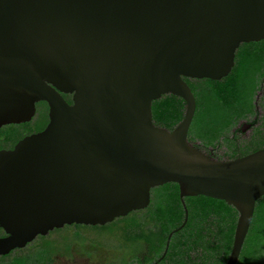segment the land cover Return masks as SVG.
<instances>
[{"label":"water","instance_id":"95a60500","mask_svg":"<svg viewBox=\"0 0 264 264\" xmlns=\"http://www.w3.org/2000/svg\"><path fill=\"white\" fill-rule=\"evenodd\" d=\"M262 39L264 0H0V126L48 106L42 130L0 150V256L144 209L172 182L184 222L188 196L237 211L225 262L236 264L264 195V147L218 159L192 143L184 78L221 79L240 44ZM167 94L184 101L171 129L151 110Z\"/></svg>","mask_w":264,"mask_h":264},{"label":"trees","instance_id":"16d2710c","mask_svg":"<svg viewBox=\"0 0 264 264\" xmlns=\"http://www.w3.org/2000/svg\"><path fill=\"white\" fill-rule=\"evenodd\" d=\"M184 79L196 101L188 131L191 142L198 141L200 148L226 145L225 155L229 158L264 147V39L240 44L234 66L221 79ZM63 96L67 98V95ZM258 108L262 109L260 115ZM151 110L156 125L171 129L183 116L184 101L172 94L163 95L152 101ZM45 120L40 119L37 126L41 128ZM242 120L251 121L252 127L259 125L253 127L250 138L237 142L241 128L236 125ZM19 126H7L11 136L17 135ZM184 201L188 212L185 222L178 185L169 182L153 188L145 210L132 211L102 226L65 225L62 231L81 232L86 228L101 231L109 227L112 234H117V238H123L128 244L140 243L139 248L133 245L134 250L126 264L132 260L138 264L155 261L164 264H225L232 245L237 211L224 200L203 195L188 196ZM170 232L173 233L166 248ZM39 249L43 258H50L55 244L43 239ZM136 249L143 250L141 256L134 253ZM11 253L0 256V264H26L29 261L24 255L11 256ZM236 264H264V195L256 201L253 219Z\"/></svg>","mask_w":264,"mask_h":264},{"label":"rangeland","instance_id":"374dc122","mask_svg":"<svg viewBox=\"0 0 264 264\" xmlns=\"http://www.w3.org/2000/svg\"><path fill=\"white\" fill-rule=\"evenodd\" d=\"M257 112L259 115L262 114V109L258 108ZM246 123H248V120H242L236 125V128H241ZM257 125L259 123L255 126ZM253 127H244L242 131H239L236 141L250 138ZM193 143L200 144L198 141H193ZM226 147V145H217L205 149L211 151L213 153L211 155L218 159H228L229 157L225 155ZM63 229L65 227L59 230L54 229L43 238L51 240V243L56 242L59 244V250L55 249L50 255L49 264H126V260L131 251L134 250V246L135 248L140 246V243L133 244V246L125 242L123 238H117V234H112L113 232L109 227L101 231L86 228L81 232L75 230L62 231ZM41 242L42 238L40 236L27 247L13 251L11 256L24 255L25 260L29 258L28 262L30 264H37V260L41 261L44 257V254H41V250L38 249ZM124 242L125 244H123ZM66 246L68 247L67 250ZM142 251V249H136L134 253L141 256ZM129 264H135V262L132 260Z\"/></svg>","mask_w":264,"mask_h":264},{"label":"flooded vegetation","instance_id":"af4514ba","mask_svg":"<svg viewBox=\"0 0 264 264\" xmlns=\"http://www.w3.org/2000/svg\"><path fill=\"white\" fill-rule=\"evenodd\" d=\"M188 79H190V78H188ZM69 102H70V96L69 95H67V98H66ZM36 110H35V114H34V116L32 117V119L30 120V121H28V122H23V123H19V124H7V125H2V126H0V150L1 149H6V150H8V149H12L13 147H14V145L21 139V138H23L25 135H29V134H31V133H34V132H38V131H40V130H42L45 126H46V124H47V122H48V106H47V104L44 102V101H39V102H37L36 103ZM42 118H45L46 120H45V122L43 123V125H42V127L41 128H39L38 126H37V124L39 123V120L40 119H42ZM10 125H14V126H19V127H17V131H16V136H11V134H10V130H7V126H10ZM252 126V123H251V121H248V123H246V124H244L242 127H241V129H240V131H242L243 130V128L244 127H251ZM193 143V142H192ZM195 144V143H194ZM195 145H197L199 148H200V146L198 145V144H195ZM201 149H203L204 151L206 150L205 148H203L202 146H201ZM206 152L207 153H209V154H213L211 151H209V150H206ZM152 190H153V188L151 189V197H152ZM150 200H151V198H150ZM149 206V205H148ZM147 206V207H148ZM146 207V208H147ZM146 208H144V209H141V210H145ZM129 214V213H128ZM63 228V227H62ZM2 230V229H1ZM51 232V231H50ZM49 232V233H50ZM4 235V233H3V231H1L0 232V236H3ZM47 235V234H46ZM46 235H43V236H41V238L42 237H46ZM40 236H37L35 239H37V238H39ZM34 239V240H35ZM34 240H32L31 242H29L26 246H24L23 248H25V247H27L28 245H30ZM42 240H43V238H42ZM54 244H55V249H58L59 250V248H58V245L59 244H57L56 242H54ZM20 249H22V248H20ZM39 249V248H38ZM61 249V248H60ZM15 250H17V249H15ZM15 250H13V251H15ZM40 250V249H39ZM38 250V251H39ZM12 251V252H13ZM55 251V250H54ZM144 257L145 256H143L141 259H144ZM51 259L48 257V258H43L41 261H38L37 260V264H49V262L48 261H50ZM161 260V257H159V259H158V261H160ZM26 264H30V262H26ZM32 264V263H31ZM135 264H138L137 262H135ZM149 264H164V263H158L157 261H155V262H152V263H149Z\"/></svg>","mask_w":264,"mask_h":264}]
</instances>
